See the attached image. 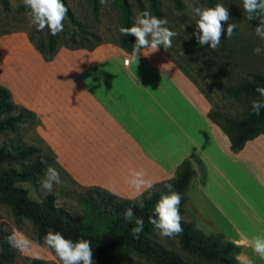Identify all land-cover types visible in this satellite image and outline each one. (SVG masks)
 <instances>
[{
	"label": "crops",
	"instance_id": "1",
	"mask_svg": "<svg viewBox=\"0 0 264 264\" xmlns=\"http://www.w3.org/2000/svg\"><path fill=\"white\" fill-rule=\"evenodd\" d=\"M148 51L137 63L133 51L110 41L92 49L61 45L50 60L37 51L41 60L13 63L14 85H5L36 114L39 138L78 187L137 199L127 184L131 169L158 184L196 155L206 177L202 183L193 162L182 218L240 245L237 257L264 264L240 243L264 236V133L232 151L199 85L162 46L145 56ZM193 198L199 215L187 209Z\"/></svg>",
	"mask_w": 264,
	"mask_h": 264
},
{
	"label": "trees",
	"instance_id": "2",
	"mask_svg": "<svg viewBox=\"0 0 264 264\" xmlns=\"http://www.w3.org/2000/svg\"><path fill=\"white\" fill-rule=\"evenodd\" d=\"M140 14L145 10L152 15L163 18V12L158 0H146V7L142 0H134ZM177 9H183L182 0H172ZM93 10H98V0H91ZM125 12L121 21V27H130L134 24L131 5L129 1L123 0ZM215 0H208V7H213ZM90 32L80 31L84 39ZM92 34V33H91ZM77 33L70 34L74 41L68 48L92 49L101 43L83 45L76 42ZM29 40L45 60H50L59 47L58 35L52 36L46 28V43L39 47L34 43L32 37ZM125 50L133 51L135 37H122L118 42H112ZM257 87H264V74L251 72L248 77L240 80L237 85L229 86L226 92L230 97L241 100L244 112L240 117L217 118L212 112L209 117L228 136L232 151L240 150L247 140L264 133V109L256 116L251 111L254 100L264 99L256 91ZM27 120L36 121V114L16 103L13 100L9 88L0 85V134L7 131H15L20 123ZM39 149L35 146L17 147L16 152L0 147V203L7 205L16 218V222L28 219L35 227V240L44 243V237L49 231L60 232L65 238L73 241L85 239L91 241L93 249L94 264H238L237 254L241 246L225 240L222 233H204L191 221L182 218L183 232L174 239H163L156 234L153 226L148 222L149 217L154 215V205L164 194L178 192L181 195L179 205L180 215L185 209L187 200L186 190L196 175L193 162L200 169V181L203 183L206 177L205 166L194 154L185 158L176 168L171 180L155 184V191L151 198L148 193L139 199L120 198L105 189L99 187L85 188L86 192L79 195L82 207V215L75 216L67 209L55 204L53 194L45 195L37 201L28 196L26 188L20 186L19 182L37 181L48 167L49 162L54 159L47 150V156L39 155ZM33 154L37 156L31 163L19 170L15 167H5V163L25 160ZM46 161V163H42ZM139 200H143V207L139 206ZM133 208L135 216L144 220V230L139 237L132 235L134 222L124 219V212ZM11 231L1 229L0 231V264H9L14 261L18 250L8 243ZM177 244L185 252L181 255L173 245ZM29 259V264H56L54 261L44 259Z\"/></svg>",
	"mask_w": 264,
	"mask_h": 264
},
{
	"label": "rangeland",
	"instance_id": "3",
	"mask_svg": "<svg viewBox=\"0 0 264 264\" xmlns=\"http://www.w3.org/2000/svg\"><path fill=\"white\" fill-rule=\"evenodd\" d=\"M128 1L135 23L140 12L134 0ZM142 1L147 7V1ZM158 1L163 18L168 21L166 27L178 34L172 39V47L167 50L170 56L203 90L211 102V112L217 118L242 116L243 102L230 97L226 88L237 85L251 72L264 74V52L255 54L253 51L257 46L264 48V41L260 40L254 31L258 21L246 19L242 0H215L214 6L219 3L228 8L231 17L229 22H236L237 28L232 37L228 38L227 23H223L224 37L221 39L220 46L212 50L206 45H198L196 38L192 35L196 30L195 23L198 19L189 7L194 0H187V2L182 0L184 7L180 10L175 7L172 0ZM62 2L68 8V13L64 21V30L58 34L59 46L74 44L70 37L72 32L77 33L76 42L83 45L95 44L98 40L118 42L121 39L119 29L125 12L123 0H110L108 7L101 6L98 0L97 11L93 10L91 0H62ZM198 2L201 7H208V0H198ZM29 12L30 9L25 7L22 0H0V85L8 84L11 87L14 85L11 73L13 63H26L29 59L41 60L40 54L29 37H32L39 47H44L46 28L38 31L30 23ZM84 30L90 32L85 39L79 35V32ZM7 88L10 89V87ZM36 124V121L27 120L20 123L15 131L0 134V147L4 146L7 150L16 152L19 146H35L39 149V155L47 156V149L35 129ZM36 156L37 154H33L25 160L5 163L4 166L21 170ZM48 166L55 167L62 180L61 184L54 186L51 193L55 197V204L64 207L75 216H81L83 211L79 195L85 193L86 189L75 185L53 161L49 162ZM44 175L45 173L37 181H24L18 184L27 189L31 199L39 201L49 194L41 187ZM197 200V198L191 199L190 204L186 206L188 210L195 211L199 215L201 209ZM1 229L11 231V234L26 236L39 251L41 259L62 264L53 249L45 243L36 242L35 227L28 219L16 222L10 208L0 203V231ZM161 241L164 242L163 239ZM164 243L168 244L167 241ZM173 248L185 256V252L177 244H174ZM28 258H30L29 255L17 251L14 261L9 264H29ZM139 264L146 263L139 262Z\"/></svg>",
	"mask_w": 264,
	"mask_h": 264
},
{
	"label": "clouds",
	"instance_id": "4",
	"mask_svg": "<svg viewBox=\"0 0 264 264\" xmlns=\"http://www.w3.org/2000/svg\"><path fill=\"white\" fill-rule=\"evenodd\" d=\"M25 7L30 9V23L38 31L47 28L52 36H56L64 30L68 8L62 0H22ZM187 2V0H186ZM101 6H110V0H99ZM192 12L198 17L196 30L192 35L196 38L198 45L208 46L216 50L224 37L223 23H227L226 36L231 38L237 28L236 22H229L231 17L228 8L222 4L214 7H201L198 0L189 4ZM242 7L248 21H258L254 31L256 36L264 41V0H242ZM168 21L165 18H158L145 10L141 13L135 23L130 27H121L119 32L122 37L133 36L132 57L138 63V58L143 49H150L145 56L159 50L162 46L165 51L172 47V39L178 34L166 27ZM255 54L264 52V48L257 46L253 49ZM256 91L264 98V87H257ZM261 109H264V99L254 100L251 111L259 116ZM46 163V161H42ZM62 183L59 171L48 166L44 177L41 180V187L51 194L55 185ZM127 184L133 189L134 197L139 199L148 193L147 198L155 191V182L145 178L143 170H130V178ZM181 195L178 192L161 195L154 205V215L149 217L148 222L153 226L156 234L161 239H174L183 232L181 224L182 217L179 211ZM139 206L143 207V200H139ZM124 219L134 222L132 235L139 237L144 230V220L136 217L133 208L124 212ZM8 243L22 254L29 255L31 259H41L39 251L36 250L33 242L24 235L13 233L8 236ZM44 243L53 249L62 264H94L93 249L91 241L81 239L73 241L65 238L60 232L49 231L44 237ZM241 245L250 248L261 260H264V236L245 238ZM238 264H254L252 258L243 256L237 257Z\"/></svg>",
	"mask_w": 264,
	"mask_h": 264
}]
</instances>
